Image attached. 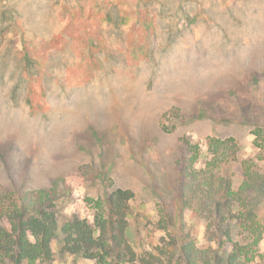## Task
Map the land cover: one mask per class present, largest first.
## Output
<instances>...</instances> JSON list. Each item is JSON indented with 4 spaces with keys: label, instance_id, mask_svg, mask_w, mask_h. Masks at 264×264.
<instances>
[{
    "label": "rangeland",
    "instance_id": "1",
    "mask_svg": "<svg viewBox=\"0 0 264 264\" xmlns=\"http://www.w3.org/2000/svg\"><path fill=\"white\" fill-rule=\"evenodd\" d=\"M13 13L39 77L19 73L23 42ZM0 30L6 186L12 177L22 190L63 178L71 189L63 213L91 220L85 198L96 197L98 185L76 170L104 167L115 187L134 193L130 242L149 247L158 235L148 222L171 199L185 139L200 145L199 166L208 137L232 139L235 158L225 168L237 178L239 161L258 154L252 130L264 123V0H0ZM185 217L202 244L204 226L189 211ZM52 249L53 264H73L57 242Z\"/></svg>",
    "mask_w": 264,
    "mask_h": 264
},
{
    "label": "trees",
    "instance_id": "2",
    "mask_svg": "<svg viewBox=\"0 0 264 264\" xmlns=\"http://www.w3.org/2000/svg\"><path fill=\"white\" fill-rule=\"evenodd\" d=\"M166 4L159 6L171 10ZM13 15L14 36L23 42L15 51L19 73L39 77L41 67L26 46L25 28ZM252 135L258 154L239 161L238 178L225 168L235 158L232 139L208 137L202 166L200 145L183 141L171 199L160 202L148 222L158 235L149 247L130 242L134 193L115 187L104 167L86 164L76 170L83 181L98 185L97 196L85 198L91 220L63 213L71 198L70 187L59 184L63 178L48 188L27 190L14 177L10 186L0 182V264H53V242L58 255L72 257L73 264H264V123L254 125ZM188 211L204 226L202 244L186 221Z\"/></svg>",
    "mask_w": 264,
    "mask_h": 264
}]
</instances>
